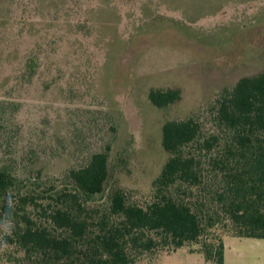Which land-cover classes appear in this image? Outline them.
I'll use <instances>...</instances> for the list:
<instances>
[{
    "label": "rangeland",
    "instance_id": "rangeland-1",
    "mask_svg": "<svg viewBox=\"0 0 264 264\" xmlns=\"http://www.w3.org/2000/svg\"><path fill=\"white\" fill-rule=\"evenodd\" d=\"M263 69L264 0H0V166L43 189L108 145L94 200L120 188L142 204L167 158L163 122ZM151 88L181 98L158 109ZM134 264L205 261L188 245ZM223 264H264V239L225 237Z\"/></svg>",
    "mask_w": 264,
    "mask_h": 264
},
{
    "label": "trees",
    "instance_id": "trees-1",
    "mask_svg": "<svg viewBox=\"0 0 264 264\" xmlns=\"http://www.w3.org/2000/svg\"><path fill=\"white\" fill-rule=\"evenodd\" d=\"M147 98L165 109L181 92L151 88ZM160 144L167 158L142 204L120 188L94 200L106 190L108 145L43 189L0 166V264H134L188 245L223 264L225 237L264 239V69L200 114L164 121Z\"/></svg>",
    "mask_w": 264,
    "mask_h": 264
}]
</instances>
